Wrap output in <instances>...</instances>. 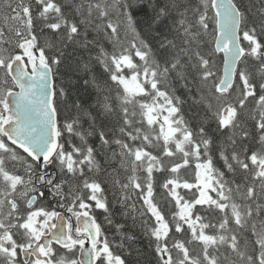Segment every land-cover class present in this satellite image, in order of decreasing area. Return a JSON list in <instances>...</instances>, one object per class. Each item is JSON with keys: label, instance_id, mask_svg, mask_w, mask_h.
<instances>
[{"label": "snow or ice", "instance_id": "snow-or-ice-1", "mask_svg": "<svg viewBox=\"0 0 264 264\" xmlns=\"http://www.w3.org/2000/svg\"><path fill=\"white\" fill-rule=\"evenodd\" d=\"M0 264H264V0H0Z\"/></svg>", "mask_w": 264, "mask_h": 264}]
</instances>
